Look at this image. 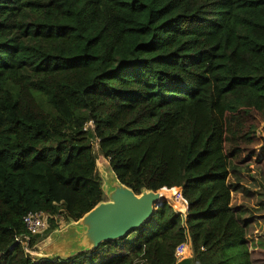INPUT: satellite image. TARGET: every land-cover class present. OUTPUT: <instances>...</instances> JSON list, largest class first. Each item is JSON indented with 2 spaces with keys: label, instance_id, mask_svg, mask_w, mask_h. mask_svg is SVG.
Masks as SVG:
<instances>
[{
  "label": "trees",
  "instance_id": "1",
  "mask_svg": "<svg viewBox=\"0 0 264 264\" xmlns=\"http://www.w3.org/2000/svg\"><path fill=\"white\" fill-rule=\"evenodd\" d=\"M95 149L166 198L121 240L32 257L15 241L26 213L48 234L104 200ZM258 151L264 0H0V264H261Z\"/></svg>",
  "mask_w": 264,
  "mask_h": 264
},
{
  "label": "water",
  "instance_id": "2",
  "mask_svg": "<svg viewBox=\"0 0 264 264\" xmlns=\"http://www.w3.org/2000/svg\"><path fill=\"white\" fill-rule=\"evenodd\" d=\"M106 161L96 165L107 200L98 203L77 221H69L61 231L56 229L49 233L41 243L44 240L50 242L52 248L46 249L47 254H38L37 258L68 259L94 251L103 243L125 238L152 217L161 194L146 189L135 194L118 180Z\"/></svg>",
  "mask_w": 264,
  "mask_h": 264
},
{
  "label": "rangeland",
  "instance_id": "3",
  "mask_svg": "<svg viewBox=\"0 0 264 264\" xmlns=\"http://www.w3.org/2000/svg\"><path fill=\"white\" fill-rule=\"evenodd\" d=\"M95 145L97 146V143ZM258 153L264 155V151H258ZM95 154H96V156L98 158L97 159V162L99 164H101L103 161H106L105 159H103L99 155V153H98V151L96 149H95ZM102 165H104L105 167H107L106 164H102ZM254 173L256 174V180L251 181V183H253L251 185V189L254 190L257 193L258 192H262V191H264V160L257 165V168L255 169ZM101 175H102V173H101ZM230 183H233V179L230 180ZM163 195H165V192H163ZM163 197H161V198H163V199L166 198V196H163ZM174 199L175 198L169 199V204L170 205H173V207L175 208V210L177 212H179V209L185 210V205H183L182 202L176 204ZM106 200H107V197H106V195H104V200L103 201H106ZM173 203H175V204H173ZM183 206H184V208H183ZM248 206L250 208H253V206H252L251 203L248 204ZM255 211H256L255 212V215L256 216H253L254 217L253 218L254 219L253 224L257 223L256 222L257 220L260 221V222L256 225L255 230H253L254 227L251 228V229H248L247 234L250 235V236H252L253 233H254V231H255V233H256V239L258 240V241H256V243H257L256 245H259L260 244L255 249H259V251H258L259 254H252V256L255 259V261L259 260L261 262V264H264V217H261L262 215H264V210L260 209V210H255ZM257 215H259V216H257ZM251 216H252V214H251ZM49 227L50 226L47 224V229ZM64 227H65V225H62L59 228L53 229L52 231H54L56 229H58L56 231H61L62 229H64ZM46 232L47 231H45V233L40 237V241H38L36 243V245L34 246L33 250L32 249L30 250L28 248V252L27 253L30 254L32 257H36L37 258L38 257V254H47L46 249L52 248L50 242H47L46 243L45 240H44L43 243H41V241L43 239H45L49 235V233H51V232H49L48 234H46ZM261 245H263V246H261Z\"/></svg>",
  "mask_w": 264,
  "mask_h": 264
},
{
  "label": "built area",
  "instance_id": "4",
  "mask_svg": "<svg viewBox=\"0 0 264 264\" xmlns=\"http://www.w3.org/2000/svg\"><path fill=\"white\" fill-rule=\"evenodd\" d=\"M87 127H92V122H89L86 125V128ZM174 200L176 204L182 202L180 197H176ZM179 213L182 214V217H185V210L179 209ZM22 220L27 234L16 237L15 241L17 243L23 244L25 246V251L28 252L27 242L29 237L42 236L45 233L48 224V216L41 211H33L26 213ZM174 256L176 261L190 258L192 256V251L188 240L184 241L175 248Z\"/></svg>",
  "mask_w": 264,
  "mask_h": 264
},
{
  "label": "crops",
  "instance_id": "5",
  "mask_svg": "<svg viewBox=\"0 0 264 264\" xmlns=\"http://www.w3.org/2000/svg\"><path fill=\"white\" fill-rule=\"evenodd\" d=\"M183 208H184V206H183ZM262 224V223H261ZM185 259H188V258H185ZM185 259H180V260H178L177 262L179 263V262H181V261H183V260H185Z\"/></svg>",
  "mask_w": 264,
  "mask_h": 264
}]
</instances>
